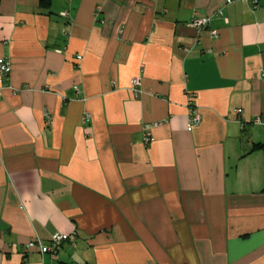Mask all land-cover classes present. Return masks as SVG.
Segmentation results:
<instances>
[{
	"label": "crops",
	"instance_id": "crops-1",
	"mask_svg": "<svg viewBox=\"0 0 264 264\" xmlns=\"http://www.w3.org/2000/svg\"><path fill=\"white\" fill-rule=\"evenodd\" d=\"M2 56L0 264H264V0H0Z\"/></svg>",
	"mask_w": 264,
	"mask_h": 264
},
{
	"label": "built area",
	"instance_id": "built-area-1",
	"mask_svg": "<svg viewBox=\"0 0 264 264\" xmlns=\"http://www.w3.org/2000/svg\"><path fill=\"white\" fill-rule=\"evenodd\" d=\"M236 0H225L226 4L232 3ZM240 1H245V0H240ZM102 7L97 6L96 8V15L97 19L101 21L102 23L104 22V19L100 17ZM70 11L66 10L62 13V15L69 19L71 17ZM216 14L220 17L224 16V9L222 7L218 8L216 10ZM212 20V16L210 15H200L198 12L194 13V16L192 17L190 21V26L196 28L197 30L201 31L204 29H210V23ZM227 20V18H226ZM210 32L217 35L218 34V29L217 28H212L210 29ZM65 48H58V50L62 51ZM77 59H82V55H77ZM12 72V64L11 60L8 56H2L0 58V88H9L12 90L13 93L17 94L20 93L21 91L25 89H29L28 84H24L21 86H13L10 81L9 77ZM114 83V82H113ZM131 91L136 95H140L143 92L142 89V84H141V77L140 76H135L131 79V86H130ZM196 92H189L187 94V108L189 112V118L187 122V127L189 129H193L197 127L202 120V115L199 110V107L196 103ZM243 112V108H238L236 109V113L239 115ZM92 121L91 114L86 113L84 117V123L86 125H90ZM252 123L258 124V125H264V116L257 115L255 116L252 120ZM53 124V116L51 112L48 110L45 111V125L47 127H50ZM157 124V122H146L143 124V129H142V140L145 144H150L154 140V135L152 132L153 127ZM65 241L73 242L74 241V234H67V233H55L52 238L48 242H44L43 240L40 239H34L30 240L26 244V248H38L41 253H49L53 257L57 255V252Z\"/></svg>",
	"mask_w": 264,
	"mask_h": 264
},
{
	"label": "trees",
	"instance_id": "trees-1",
	"mask_svg": "<svg viewBox=\"0 0 264 264\" xmlns=\"http://www.w3.org/2000/svg\"><path fill=\"white\" fill-rule=\"evenodd\" d=\"M51 4H52V0H40V5L43 8H50ZM255 145L259 148H264V144L262 143H257Z\"/></svg>",
	"mask_w": 264,
	"mask_h": 264
}]
</instances>
